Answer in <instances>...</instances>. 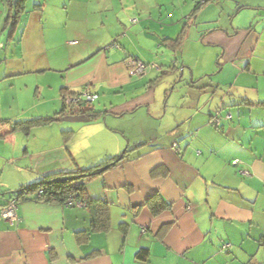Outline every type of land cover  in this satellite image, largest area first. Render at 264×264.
Returning <instances> with one entry per match:
<instances>
[{
    "label": "crops",
    "instance_id": "0c3cea01",
    "mask_svg": "<svg viewBox=\"0 0 264 264\" xmlns=\"http://www.w3.org/2000/svg\"><path fill=\"white\" fill-rule=\"evenodd\" d=\"M24 8L12 29L0 0V209L47 176L110 160L85 183L109 227H94L91 207L27 193L18 222L0 215V264H264V0ZM132 57L162 70L132 74ZM83 92L98 95L95 117L63 126L82 115H62L63 98ZM219 112L232 120L215 129ZM32 120L52 122L16 128ZM153 199L168 208L154 215Z\"/></svg>",
    "mask_w": 264,
    "mask_h": 264
},
{
    "label": "trees",
    "instance_id": "16d2710c",
    "mask_svg": "<svg viewBox=\"0 0 264 264\" xmlns=\"http://www.w3.org/2000/svg\"><path fill=\"white\" fill-rule=\"evenodd\" d=\"M26 1L27 0H7L9 5V14L6 23L7 25L11 26L12 29L20 21L23 10L25 9L24 5ZM63 107L64 108L62 111V115H64L65 111H68L71 115H78V112H80V114L86 115L89 118L95 117L94 116L95 114L91 113L90 104L85 102L81 103L78 106H72L70 108H66L65 105L63 104ZM213 117L214 115L212 116V118ZM50 122H52V120H32L26 122H19L16 123V128L20 130L21 129L30 130L35 125H41ZM222 127H223V120L220 128ZM70 133L71 132H68L67 134ZM127 153L128 150L124 152V155ZM109 161L110 160L104 162L99 167H95L88 170L77 171L75 173H60V174L47 176L43 178V180L39 183L33 184L26 189L23 188L20 191L12 193L11 195L12 198L10 201L17 200L19 202L20 198L24 197V195L27 193H34L35 194L34 199L36 201L59 202L62 204H65V202L69 199V197H73L74 200L82 201L87 204V207H91L93 213L94 227L98 229H106L109 227V218L107 214V209L103 208V206L87 198L85 192V183L88 180L93 179L103 171L107 170L112 165L111 163H113ZM39 191H43L44 193L42 200L41 199L38 200L37 198V194L39 193ZM148 205L150 206V209L152 210V213L154 215H157L168 208V206H166L164 202L154 199L151 200L148 203Z\"/></svg>",
    "mask_w": 264,
    "mask_h": 264
},
{
    "label": "built area",
    "instance_id": "2783aa9c",
    "mask_svg": "<svg viewBox=\"0 0 264 264\" xmlns=\"http://www.w3.org/2000/svg\"><path fill=\"white\" fill-rule=\"evenodd\" d=\"M136 20H134V22H136ZM72 44H78V42H73ZM5 45L3 42H1L0 40V50L4 49ZM119 48V43L117 41H114L108 48ZM107 48V49H108ZM128 64L131 67V72L132 74H136V75H143L145 74L149 69H156V70H162V68L160 66H158L157 64L154 63H150V64H145L144 62L140 61L139 59L136 58H130ZM98 99V95L94 94V93H90V92H83V93H75L69 96H66L63 98V104L65 105L66 108H70L72 106H78L81 103L85 102L88 104H92L94 103L96 100ZM220 112L217 113L216 115H214V117L211 119V125L213 127H215L216 129L220 128L221 124H222V120L223 121H229L232 119V115L231 114H227L226 117L221 118L220 117ZM233 164L235 166L239 165V161L236 160L235 162H233ZM240 174H242L243 176L247 177L250 176V172L248 170H241ZM43 191H39V193L37 194V198L38 200H42L43 198ZM67 207H78V208H83V207H87V204L82 202V201H76L74 200L73 197H69V199L65 202V204ZM18 206H19V202L17 200H12L10 201L5 207L0 209V215L1 218L4 221L10 222V223H15L18 222L19 218H18V214H17V210H18ZM229 245H226L225 248H228Z\"/></svg>",
    "mask_w": 264,
    "mask_h": 264
},
{
    "label": "rangeland",
    "instance_id": "374dc122",
    "mask_svg": "<svg viewBox=\"0 0 264 264\" xmlns=\"http://www.w3.org/2000/svg\"><path fill=\"white\" fill-rule=\"evenodd\" d=\"M126 36H127V34H126ZM152 63V62H151ZM181 72H179L178 74H177V76L180 78L181 77ZM189 74H190V76H189ZM187 80V84H186V81ZM193 72H186L185 73V80L183 79V81H182V83H181V88H183V86H184V84L187 86V85H189V83H192L193 81ZM198 81V80H197ZM199 81H201L202 82V80H199ZM185 82V83H184ZM196 82V81H195ZM187 88V87H186ZM185 88V90H187ZM179 90V89H178ZM184 92V91H183ZM173 93V88H170V90H169V93L167 94V98L168 97H170L171 96V94ZM177 91H175L174 93H173V97H172V101H174L175 100V98L177 97ZM165 102H166V100H165ZM165 102H164V104H165ZM91 105L92 104H90V107H91ZM62 124H63V126L65 125V126H68V127H73V128H76V127H78V126H80L81 125V123H67V122H62Z\"/></svg>",
    "mask_w": 264,
    "mask_h": 264
},
{
    "label": "water",
    "instance_id": "95a60500",
    "mask_svg": "<svg viewBox=\"0 0 264 264\" xmlns=\"http://www.w3.org/2000/svg\"><path fill=\"white\" fill-rule=\"evenodd\" d=\"M60 122H67V123H88L90 121L89 117L86 115H78V116H67L63 117L59 120ZM127 148L125 149V152ZM123 155L119 158L122 159Z\"/></svg>",
    "mask_w": 264,
    "mask_h": 264
}]
</instances>
